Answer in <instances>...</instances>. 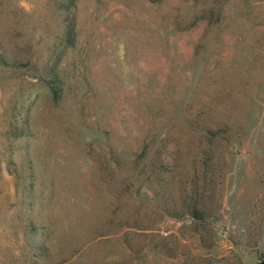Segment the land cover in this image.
Listing matches in <instances>:
<instances>
[{
	"label": "rangeland",
	"instance_id": "374dc122",
	"mask_svg": "<svg viewBox=\"0 0 264 264\" xmlns=\"http://www.w3.org/2000/svg\"><path fill=\"white\" fill-rule=\"evenodd\" d=\"M0 54V264H264V0H0Z\"/></svg>",
	"mask_w": 264,
	"mask_h": 264
},
{
	"label": "trees",
	"instance_id": "16d2710c",
	"mask_svg": "<svg viewBox=\"0 0 264 264\" xmlns=\"http://www.w3.org/2000/svg\"><path fill=\"white\" fill-rule=\"evenodd\" d=\"M75 21H70L66 25V33H65V39L69 45H73L76 41V36H77V30H76V25ZM0 61L4 62L5 64H9L6 59L0 54ZM54 92L56 88H53ZM192 216H198V213L200 214V210L197 209V207H193L190 209Z\"/></svg>",
	"mask_w": 264,
	"mask_h": 264
}]
</instances>
